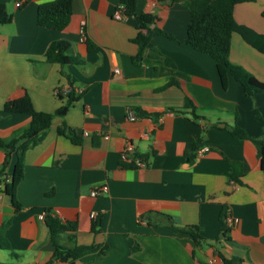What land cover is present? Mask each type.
<instances>
[{
  "label": "crops",
  "instance_id": "crops-1",
  "mask_svg": "<svg viewBox=\"0 0 264 264\" xmlns=\"http://www.w3.org/2000/svg\"><path fill=\"white\" fill-rule=\"evenodd\" d=\"M50 1L24 0L18 8V0H0L13 15L10 24L0 25V138L9 140L29 125L30 115L3 110L25 91L36 110L51 113L71 90L79 97L26 152L25 178L17 190L25 206L20 213L3 192L17 158L6 161L0 148V227L9 222L4 235L10 245L0 246L1 264H45L52 257L44 221L48 209L77 221L79 244L108 246L94 261L73 264H224L220 254L233 264H264V170L261 147L253 141H264V93L246 96L233 77L223 89L215 60L185 43L190 15L183 2L137 0L138 14L159 16L150 47L168 57L169 65L148 51L138 64L133 61L139 53L133 42L137 20L115 18L120 0H74L70 24L62 31L37 22L38 7ZM263 10L264 0H256L237 4L234 15L264 34ZM86 36L96 44L92 51ZM55 40H69L83 64L46 62ZM230 60L264 81V53L238 33L232 36ZM171 80L178 85L166 87ZM186 97L201 119L189 110H170L183 108ZM128 107L145 114L130 120ZM63 122L77 131L81 144L58 133ZM234 125L251 139L235 137L229 129ZM127 145L134 148L127 162L142 158L145 167L122 168ZM231 162L241 171L239 181L232 178ZM103 185L109 192L92 196V189ZM225 209L234 218L226 232ZM157 213L180 227L199 226L207 241L197 245ZM98 214L102 232L94 234L92 218Z\"/></svg>",
  "mask_w": 264,
  "mask_h": 264
},
{
  "label": "trees",
  "instance_id": "trees-1",
  "mask_svg": "<svg viewBox=\"0 0 264 264\" xmlns=\"http://www.w3.org/2000/svg\"><path fill=\"white\" fill-rule=\"evenodd\" d=\"M29 0H25L27 3ZM159 2H183L189 10V23L187 28L186 44L194 49L210 55L216 62L218 74L221 80L223 89L229 86V79L235 78L243 88L244 94L248 97H253L256 94L264 93V81L257 79L251 72L246 70L241 65L235 64L230 60L231 40L234 33H238L242 38L252 45L254 48L264 53V34L257 32L253 28L239 23L234 15V9L237 4L245 2H253L256 0H158ZM74 0H53L41 4L37 11V22L39 25L62 31L70 24L73 14ZM121 11L124 18L133 16L137 20L138 33L133 39L139 46L138 55L133 58V61L138 64L144 54L148 51L153 52L152 55L165 57V55L157 48L150 47L152 36L150 32L157 30L156 24L159 21V16L154 13H137V0H120V6L117 9ZM116 10V11H117ZM264 17V10L262 11ZM13 21V15L9 13L6 4H0V25L10 24ZM153 25L155 27L153 28ZM159 34L173 38L162 30H158ZM89 51L96 48V44L89 38L85 39ZM46 62L59 63L62 66L69 64L81 65L83 59L72 53V43L69 40L53 41L45 54ZM165 61L172 65L171 60L165 57ZM178 85L175 80L169 81L166 87ZM68 99L64 105L59 107L55 112L38 111L34 108L32 99L27 91L16 99L8 100L3 110L6 113H23L31 117L29 125L25 128H20L14 131L9 140L0 138V148L6 153V161H10L12 155H15L17 162L10 174V180L4 183L3 192L10 198L11 205L15 213H20L24 208L17 197L19 184L25 178V155L29 149L34 148L41 143L48 130L50 129L53 119L56 116L64 117L71 105L79 99L71 90L68 93ZM176 113H186L189 110L195 120L201 119L202 116L196 113V106L189 97H186L185 106L183 108H170ZM138 115H144L139 110H136ZM261 118V115L258 114ZM231 133L239 139L251 138L246 131L238 125L229 127ZM58 133L69 138L75 144H81L82 138L77 131L66 122H63L57 129ZM260 145L262 157L261 168L264 170V141L253 140ZM138 157V156H136ZM139 158V157H138ZM139 160H142L140 158ZM192 161V158H190ZM235 172L232 178L239 181L241 171L238 169V164L231 162ZM124 169L137 167L135 160L132 162L123 161L121 164ZM163 222L167 223L177 232L189 233L197 245L207 241L201 235V228L196 225L180 227L177 226L172 217L169 215L157 213ZM150 216V215H149ZM223 230L227 231L226 209L223 213ZM44 221L48 227L49 241L54 248L52 257L45 264H56L58 262L73 264L78 261H94L97 257L104 254L108 248L106 244L92 243L79 244L77 241L78 223L77 221H65L53 213L52 209H48L44 214ZM151 221V220H150ZM9 222H5L0 227V246L3 249H10L8 240L5 238L4 231ZM91 230L94 234L102 232V215L98 214L92 218ZM224 264H233V262L220 254ZM1 264V262H0Z\"/></svg>",
  "mask_w": 264,
  "mask_h": 264
},
{
  "label": "built area",
  "instance_id": "built-area-1",
  "mask_svg": "<svg viewBox=\"0 0 264 264\" xmlns=\"http://www.w3.org/2000/svg\"><path fill=\"white\" fill-rule=\"evenodd\" d=\"M24 4V0H18V2L16 3V7H22ZM115 18L118 19V20H123L124 19V16L122 14L121 11H116V14H115ZM83 32L85 33V28H83ZM114 73L115 74H119L120 73V69L119 68H115L114 69ZM126 114L128 116V118L130 120H137L140 116L138 115V113L131 107H128L126 109ZM209 149L208 148H205V149H202V150H199L198 153L199 154H203L204 152L208 151ZM131 154H134V148L132 145H127L124 152L122 153V160L123 161H129V158H130V155ZM136 163H137V166L138 167H145L146 166V163L137 159L136 160ZM2 187V186H0ZM109 192V188L107 185H103V186H100V187H96L94 189H92V196H101V195H104V194H107ZM53 213L55 215L58 216V212L54 211L53 210ZM226 225L231 227L234 225V218L233 216L231 215L230 212L227 213V218H226Z\"/></svg>",
  "mask_w": 264,
  "mask_h": 264
},
{
  "label": "rangeland",
  "instance_id": "rangeland-1",
  "mask_svg": "<svg viewBox=\"0 0 264 264\" xmlns=\"http://www.w3.org/2000/svg\"><path fill=\"white\" fill-rule=\"evenodd\" d=\"M253 11V13L255 12L254 10H252ZM257 15H259V12L257 11ZM260 16V15H259Z\"/></svg>",
  "mask_w": 264,
  "mask_h": 264
},
{
  "label": "water",
  "instance_id": "water-1",
  "mask_svg": "<svg viewBox=\"0 0 264 264\" xmlns=\"http://www.w3.org/2000/svg\"><path fill=\"white\" fill-rule=\"evenodd\" d=\"M222 125H224V124H222Z\"/></svg>",
  "mask_w": 264,
  "mask_h": 264
}]
</instances>
